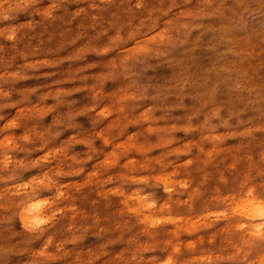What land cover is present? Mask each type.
<instances>
[{"label":"clouds","instance_id":"obj_1","mask_svg":"<svg viewBox=\"0 0 264 264\" xmlns=\"http://www.w3.org/2000/svg\"><path fill=\"white\" fill-rule=\"evenodd\" d=\"M0 264H264V0H0Z\"/></svg>","mask_w":264,"mask_h":264}]
</instances>
